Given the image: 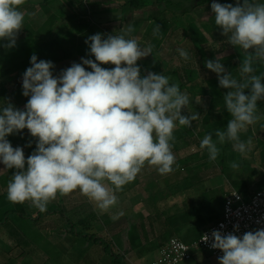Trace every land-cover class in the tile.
<instances>
[{"label": "clouds", "instance_id": "9594fccd", "mask_svg": "<svg viewBox=\"0 0 264 264\" xmlns=\"http://www.w3.org/2000/svg\"><path fill=\"white\" fill-rule=\"evenodd\" d=\"M23 3L0 0V41H7L5 48L15 47L23 28ZM211 11L227 43L243 52L239 78L226 72L220 56L205 62L219 86L228 89L223 103L231 116L225 128L215 130V138L209 133L200 141L209 162H215L225 143L246 156L253 141L242 140L241 134L264 120L258 111V101L264 100V71L257 74L264 67V0H235V6L213 2ZM134 30L129 24L122 34L88 37L85 43L95 60L81 58L59 76L53 75V62L30 57L31 66L22 75V94L29 97L24 109L0 104V164L16 170L7 183L8 201L30 202L45 212L58 195L79 190L107 212L117 204L116 193L146 164L161 176L174 171V132L190 128L200 114H182L189 96L167 76L141 75L137 61L152 54V46H141L131 36ZM159 32L156 25L153 34ZM176 51L183 61L191 59L184 48ZM107 64L114 67L101 66ZM24 129L36 138L35 150L27 158L22 147L14 148L7 139ZM231 168L239 164L233 162ZM211 236L210 247L223 253L219 264H264V228L242 236L214 230ZM202 239L207 243L209 236Z\"/></svg>", "mask_w": 264, "mask_h": 264}, {"label": "rangeland", "instance_id": "374dc122", "mask_svg": "<svg viewBox=\"0 0 264 264\" xmlns=\"http://www.w3.org/2000/svg\"><path fill=\"white\" fill-rule=\"evenodd\" d=\"M27 1H32L31 3L33 6H23L21 8L24 12V16L30 15L32 18L46 20V9H50L41 5L44 0ZM62 1H64V3L59 2V0H53L52 6L54 7L53 10H55V12H63L65 14V18L75 13L78 15L80 14L81 17L85 18V13H90L92 0ZM127 1L133 2L135 0H125V2ZM149 2L155 3L156 0H149ZM173 2L175 5L169 8L170 11H167V15L170 17L173 14L180 15L182 9L187 7L189 4H195L194 1L188 2L187 0H174ZM213 2L224 4L226 2L230 3V0H211V3H206L200 7L194 8L193 12L184 18L186 19V23L189 26L192 25L203 30L204 23H207L214 15L211 11V4ZM111 3L113 4H111L109 8L117 9V13H108L107 17L110 20L116 17V15L121 16L122 14V12H120L122 2L112 1ZM46 6L49 7L48 5ZM103 8H106V6L104 5ZM151 13L152 10H137L128 15L132 22H142V25L139 28V33L137 36L135 35V38L138 39L141 46H145L147 44L152 46V54L138 61L147 72H156L157 74L166 75L169 78V82L179 85V88L180 86L185 85L186 90L182 92L188 94L190 104L187 109H182V114L188 115V112H197L200 114L199 120L192 121L190 128L182 127L184 128L185 134L187 133L188 136L184 135V137H182V141H178L176 146L174 145L176 149L174 150V155L176 157L177 166H174V171L172 173L166 176H160L159 181L161 186L160 189L166 192V195L168 194L170 196H172L171 190H169L170 186L166 183L168 180L176 183L181 182V180H184L185 178L192 177L194 180L192 182L187 181L186 184H184V187H188V184H193L195 186L199 185V189L197 188L196 191L193 190L192 192H187L186 190V192L183 193L179 189H176V195H174L175 197H170L171 199L166 201L160 210V213L165 211L168 215L170 212L175 213V211L169 210L176 204L177 208H182L184 204L188 205L185 206L186 208H189L190 206L188 202L191 203L194 197H199L201 196V193L210 191L209 188L213 189V191L220 189L224 191V193L230 190L232 188V182H234L237 178L236 173L246 174L255 171L263 173V171L256 168L255 161L259 162L260 155L259 149H254L255 144H253L252 150L243 157L238 152L233 150L232 145L225 149L221 153L223 157L221 165L224 168V172H222V170L218 167V161L209 162L207 152L201 150L198 143H200V137L204 131L203 116L206 115L209 110L210 101L212 100V95H210L211 90L209 88L208 81L206 80L211 77L217 80V75L207 68L203 70L202 64L204 62L200 57L199 51L189 39H185L184 41L181 40L186 32H184V30L177 24L170 23L171 25L168 34L161 41H154L152 34L148 36L149 39L146 37L143 38L147 26L149 25L150 27L152 24L151 22H148V17ZM163 17L167 20L170 18L162 15L161 19H163ZM117 25L118 24L115 23L111 25L105 24V26L113 28H117ZM126 28L127 23H122V30H126ZM205 34V38L208 41V43L205 44L207 60H215L218 56L224 60L232 55L238 56L243 53L242 50H239L227 43V37L222 34V30L220 28L215 31V38L213 35H208L207 33ZM177 48H184L189 51L191 59L188 62L183 61L176 51ZM222 64L224 65L226 72H229L230 69L228 68L227 63ZM175 73L178 75L177 77H175ZM202 88L205 90L206 94H200V96L196 99L194 94L200 93ZM259 124L260 122L255 124L256 131L258 130L256 125L258 126ZM251 128L252 126L249 127V129ZM180 129L181 128L179 127V129L174 132V137L178 136ZM258 139L261 142L264 141L263 136L258 137ZM187 159L188 161L186 164L178 163V160L184 161ZM233 162L238 163L239 168L232 169L231 164ZM187 164H189L190 167L187 168ZM183 167L185 168L182 169ZM155 171L156 169H154V167L148 168L147 166V168H143L137 176L138 184L132 189L128 188V185H125L121 191L117 192V204L110 208L107 212L99 210L93 202L80 194L79 190L63 197L58 195L57 198L49 204H54L56 207L64 209L65 215L68 218H71L73 223H78L79 220L88 218V216L92 214L96 215L97 220L91 224V233H97L100 236L112 240V242L115 243L114 245H116L114 246L115 250L124 253L125 260L128 263L133 259L134 254L132 248H128L129 246L125 248V245H123L129 244L127 238V231L129 228L128 220L129 218H132L133 223H136L138 228L142 229L143 222L141 213L143 212L145 214L147 210L142 206V199L146 196L144 190H146L148 180L155 179V177L158 176L157 171ZM247 194H251V192H248ZM188 195L190 198L187 199V202H184V198H188ZM29 203L30 202L22 203L21 206L25 207ZM9 207H16V205L14 203H10L9 206H4V209ZM56 207H51V209L58 210ZM180 210L181 212L185 211V209ZM22 211L23 215H30L31 212L25 208ZM120 213H123V215H120ZM206 213L207 212L203 215H206ZM32 217L36 218L35 213ZM155 219L157 218L154 217L150 221L153 222ZM211 219L212 218L205 217L199 228L203 230L208 229L214 223ZM163 220L165 219L163 218ZM43 223V227H37L29 222V220H21L16 216H11L8 223L0 225L2 228L0 230V264H28L26 263L28 261H33L35 264H56L53 259L48 258V254H46L43 250L50 249L48 251L55 253L57 249L52 248V245L55 247L57 246L58 248L62 247L66 249L65 251L62 250L64 253L60 250L58 251L59 253H62V258L65 262L70 261L75 264H109V257L104 254L103 250L99 246L92 245L87 248L88 245H86L85 241H83L84 239L78 238L76 239V242L70 239L71 237L67 233L70 226H68L66 217H61L60 215L49 216L44 219ZM184 225L187 226L188 224ZM191 227L196 228V223L192 224ZM163 229L164 226L162 227L161 222H156L154 229L147 228L148 233H142L141 235L145 244L142 248L136 249L137 251H135V253L147 255L148 252L155 251V249L161 244L160 239H163L164 236H166L162 233L164 232ZM175 235L178 236V234ZM170 237L172 236H169V238ZM49 241L52 245L48 244ZM25 243L28 244L25 245ZM142 251L144 252L143 254L140 253ZM154 256L155 253L153 252V254H149L148 259H151ZM78 257H82V259H77ZM180 264H217V261L212 258L210 254L202 252L198 259H192Z\"/></svg>", "mask_w": 264, "mask_h": 264}, {"label": "trees", "instance_id": "16d2710c", "mask_svg": "<svg viewBox=\"0 0 264 264\" xmlns=\"http://www.w3.org/2000/svg\"><path fill=\"white\" fill-rule=\"evenodd\" d=\"M52 0H44L41 5L45 8H47V3H51ZM105 3L110 4L112 1L122 2L121 6V12H122V20L126 21V17L137 10H152L151 15L148 17V22L152 23L150 26V32H153V29L158 25L160 27V32L158 35H156V38L154 41H161L166 35L168 34V29L170 28V25L175 23L179 27H181L186 34L191 39L192 44L197 48L199 51L203 64V70L206 69L205 62L207 61V53L205 49V44L208 43V41L205 38V33L208 35H213L215 38V31L219 29L218 26L214 23V15L208 20L207 23H204L203 30L201 28H196L195 26H189L186 23V19H184L187 15L193 12L194 8L200 7L206 3H211V0H187L188 2L194 1L195 4H189L187 7L182 9L180 15L173 14L171 17L167 15V11H170V7L174 6V0H156L155 3L149 2V0H135L133 2L125 0H105ZM28 1L24 0V4H27ZM228 3V2H226ZM242 3V0H241ZM102 3L97 4H91L90 13H85V18L81 17L79 14H72L71 16H68L67 18L63 19V17H58L55 14L52 13V11L46 9L47 14V20L44 23H39L36 19L25 16V22L23 25V28L20 30L17 36L16 45L13 48H5L3 45L7 43V41L0 42L1 48H0V54L3 57V61L5 62L6 67L2 72H0V77L9 75L13 72H15L18 69H27L30 67V57L35 54L39 60H45V61H51L53 63L60 62L64 60L71 59L74 56H80L82 58H90L95 60L94 56H91L90 49L88 45L85 43L86 40H88V37L95 35L97 33H100L104 36V38H107V34H105L104 30L101 28L100 23L97 22V18L100 16V13L104 10L100 9ZM225 4V3H224ZM230 4H233L235 6V0H230ZM87 15V16H86ZM162 15H165L169 20H167L165 17L161 19ZM30 18H32L30 20ZM165 18V19H164ZM34 19V20H33ZM171 23V24H170ZM142 22H135L133 24L134 31L133 34H137L139 27H141ZM149 28V25L147 26ZM212 36V37H213ZM161 44V43H160ZM243 59V53L237 55H232L224 60L221 61V63H227L228 68L230 69V73H233L234 76L238 77V67L240 66V63ZM81 63V62H80ZM138 66L141 69V75L145 76V72L143 69V66L140 64L139 61H137ZM104 68H112L114 65L110 64V67H107V65H101ZM86 70L91 71L90 68H87ZM236 71V72H235ZM260 71H264V67H259L257 74H259ZM177 76V74H175ZM206 81H208V85L211 90L212 100L210 101V108L208 110V113L206 117L203 119V125H204V133L201 135L202 138L209 133H213L216 129H223L226 127L227 122L229 119H231L230 114L226 111L223 103V97L227 93L228 89L221 88L218 84V79L215 80L214 78H209ZM183 89V86H180V90ZM245 93L247 94V90H245ZM200 94H206L205 90L202 88L200 93H195V98L197 99ZM258 111L261 115H264V100L258 101ZM260 128L264 127V120L262 123L258 125ZM184 130V128H182ZM252 131L249 130L246 133L241 134L242 140H247L249 137L252 138L253 144H257V137L253 136L251 133ZM200 143H198L199 145ZM261 144V143H260ZM174 145V144H173ZM232 144L231 143H225L224 145H220V154L216 161H218V167L224 172V168L222 167V155L221 153L229 148ZM262 147L259 150V161L264 168V143L261 144ZM174 147V146H173ZM256 150V149H255ZM206 152V151H205ZM208 157V156H207ZM187 160H178V163L180 164H186ZM146 164L144 166L147 167ZM187 168L190 167L189 164L186 165ZM183 167L182 169H184ZM156 172V171H155ZM197 174V173H195ZM195 177V176H194ZM155 179H158V176L155 177ZM155 179H149L147 182L146 190L151 193L149 195L148 200L146 201L147 210H150V218L156 217L157 219H161L162 217L165 218V223L167 227H164L162 232L164 235L163 239H160L162 244L165 243L169 238V236L173 235L172 232H168L173 226L178 227L181 224H189L191 222L192 224H201L204 220L203 216L207 215V218H212L213 221H219L222 218L223 215V207H224V201L225 196L229 192L218 189V190H210L204 193H201V196L194 197L192 202L189 203V208H186L185 206H188L186 204L183 205L182 208H177V204L172 206L171 210L175 211V213L170 212L168 215L164 211L160 213V210L162 209L163 205L162 202L168 201L172 198L170 195H166V192L162 191L160 189V184L158 181H155ZM167 183V182H166ZM137 177L136 179L127 184L132 189L135 185H137ZM168 184V183H167ZM188 187H184V184H181L180 182L177 184L169 185L172 193V190L175 188H178L182 193L188 191H193L198 188L199 185L195 186L193 184H188ZM183 188V189H182ZM232 188L237 189L240 191L246 198L248 196H252L250 194H247L249 192L248 186L245 182L239 180L236 178L234 182H232ZM247 192V193H246ZM7 195V194H6ZM173 197L176 195V193H172ZM192 195V194H191ZM63 197V196H61ZM169 197V198H168ZM171 197V198H170ZM182 197V196H181ZM185 197L183 200L184 202H187V199ZM248 200V199H247ZM10 201L6 198L5 194L0 195V225H4L5 223L9 222V219L11 216H16L21 220H29L32 224H34L37 227H43L44 226V219L49 216H57L60 215L61 217H66L68 226H70V229L68 230V235H70V239L74 240L76 242V239H84L86 245L89 246H99L104 254L109 257V264H128L125 260L124 253H121L117 250H115L116 245L112 242V240L107 239L106 237L100 236L97 233H91L92 226L91 224L96 221V215L92 214L88 216V218H84L83 220H79L78 223H73L71 218H68L65 215L64 209L56 207L54 204H48L47 210L45 212H40L38 209H36V218H33L31 215H23L24 206H21L19 203H15L16 207H9L3 209L4 206L10 205ZM161 203V204H160ZM50 206V207H49ZM51 207H56L58 210H52ZM18 208V209H16ZM152 208V209H151ZM155 209V210H154ZM180 209H185L184 212H181ZM20 210V211H19ZM203 211V212H202ZM22 212V213H21ZM154 212V216H153ZM205 212L206 215H203ZM140 214V213H139ZM141 213L142 222L144 219V216ZM12 220V219H11ZM129 231H128V241L131 245L132 249H140L142 248V244L140 242V233L139 228L136 223H133L132 218H129ZM110 223V222H109ZM45 228V227H44ZM46 229V228H45ZM54 229V228H53ZM196 231L189 232V233H182L183 235L181 237V240L184 241L187 244H191L198 240L201 236L200 228L196 227ZM166 240V241H165ZM48 241V240H47ZM46 241V243H47ZM28 243H25L27 245ZM48 244L51 245L50 241ZM162 244H160L158 247H160ZM78 245V244H76ZM157 247V248H158ZM41 248V247H40ZM46 248V246H45ZM52 248H56L57 251L55 253H51L50 249H43L46 254H48V258H51L54 260L56 264H74V262H65L62 258V253L66 249L62 247H55L52 245ZM62 248V249H60ZM156 248V249H157ZM47 250V251H46ZM61 251L60 253L58 251ZM63 250V251H62ZM64 253V252H63ZM141 253V252H140ZM77 259H82V257H78ZM28 264H35L33 261L26 262ZM94 263V262H93Z\"/></svg>", "mask_w": 264, "mask_h": 264}, {"label": "crops", "instance_id": "0c3cea01", "mask_svg": "<svg viewBox=\"0 0 264 264\" xmlns=\"http://www.w3.org/2000/svg\"><path fill=\"white\" fill-rule=\"evenodd\" d=\"M31 2H28L27 4L21 5V8L23 6H33V4ZM59 2H63L64 3V1H62V0H59ZM105 2H106L105 0H92V4L102 3L101 6H100V9L101 10H104V11H103V13L102 12L100 13V16L97 18V22L100 23V26L104 30L105 34H107V35H118V34H122L123 31H124V30H122V23H124V24L127 23V26L129 24H132L133 25L135 23V22H132L128 16L126 17L127 18L126 21H123L122 20V14H121V16H117L116 15V17H114V18H112L110 20L107 17V14L110 13V12L116 14L117 13V9H115V8H109V6L111 4H113V3L108 4V3H105ZM52 3H53V0L51 1V3H47V5L49 6L47 8H49L50 11H52V13L55 14L56 16L63 17V19H65V14L63 12L59 11L57 13V12H55V10H53L54 7L52 6ZM104 5L106 6V8H103ZM31 19L32 18H30V20ZM34 19H36L41 24V23H44L48 18L46 17V20H39L37 18H34ZM136 22H139V21H136ZM113 23L118 24L117 25V28L105 26V24L111 25ZM149 30H150V27L149 28L147 27V29L145 31V35L143 36V38L146 37V38L149 39L148 36H150L152 34V37H154V39H155L156 38V35H154L153 32H150ZM168 31H169V29H168ZM138 33H139V30H138L137 34ZM137 34L131 33V36L132 37H135V35L137 36ZM187 36L188 35L185 33L184 36H183V38L181 40L184 41L185 39H189L191 41V39L189 37H187ZM0 42H3V41H0ZM0 48H1V43H0ZM200 57H201V55H200ZM81 58L82 57L76 55V56L72 57L71 59L53 63L54 64V68L52 70L53 71V75L54 76H59V74L61 73L62 70L67 69L73 63H80L81 62ZM203 64H202V67H203ZM6 65L7 64H5V62L3 61V57L0 54V72H2L4 70V68L6 67ZM107 67H110V64H108ZM25 70H26L25 68L24 69H18L15 72H13V73H11L9 75H5V76H1L0 77V104H3L4 106H7V104L10 103V104H12L14 107H16L18 109H21V110L24 109V106L27 103V100L29 99V97H25L22 94V91H23V89H22V75L25 72ZM144 72L147 75L148 72L145 69H144ZM177 76H175V77H177ZM183 86L184 87H183V90H181V92L184 91V90H186L185 89V85H183ZM207 113H208V111H207ZM207 113H206V115H207ZM206 115L203 116V119L206 117ZM262 121L263 120H261L259 122L262 123ZM256 127L258 129L257 131L255 129V125H253L251 129L248 128L247 132L249 130H251L252 131L251 133H253L252 135L255 136V137H257L258 143L255 145V148L254 149H257V150L259 149L260 150V148L262 147L261 144L264 143V141L261 142L258 139V137H261V136L264 137V127L263 128H260L257 125H256ZM180 128H181L180 129V132H179L178 136L175 137V140H174V143H173L175 146H176V143L178 141H182V137H184V135L185 136H188V134L187 133L185 134V131L182 130V127H180ZM177 129H179V127ZM203 133H204V131L202 132V134ZM7 139L10 141V143L12 144V146L14 148L17 147V146L22 147L26 158L29 155H31V153L35 150L36 138L32 137L30 135V133L28 132L27 129H24V130H22L19 133H15V134L9 135L7 137ZM29 143H31V146L30 147L28 146ZM175 146L172 148L173 153L175 152L174 150H176L175 149ZM178 158H180V157H178ZM255 164H256V168L257 169H260L261 171H263V173H259L257 171H255V172H249V173H246V174L236 173L237 178L247 184L248 190H249V192H251L250 195L254 194L255 192H258L259 190H261V188L264 187V168L262 167L260 161L259 162L258 161H255ZM4 168H5V166L3 164H0V192H1L0 195L5 194V196H6V193H7V183L10 180L11 175L14 174V172L16 170L15 169H4ZM148 168H151V166H148ZM160 176L161 175L158 174V179H155V181H158V183L160 181ZM193 180H194V178L189 177V178H185L184 180H181L180 183L181 184H186L187 181L188 182H192ZM169 181L170 180L166 181L168 183V185H173V184L179 183V182H176L178 180L175 181L176 183H174L172 181L169 182ZM176 189L178 190V188H175V189L172 190V193H176ZM209 189L210 190H213L211 188H209ZM209 189H207V190H209ZM144 192L146 193V196L142 199V201H143L142 206H143L144 209H148L147 206H146V201L148 200V197H149V195H151V193H149L147 190H144ZM249 198H250V196L247 195V198L246 199H249ZM165 203H166V201L162 202V204H165ZM6 206H8V205H6ZM3 209H4V207H3ZM25 209H27L29 212L31 211L30 212V215L31 216H33L34 213L37 216V214H36V208L33 207L31 205V203H29L27 206H25ZM150 212H151L150 210H146L145 214L142 212L143 213L142 215L144 216L143 223H142V229L143 230L142 229H139L140 242H141L142 246L145 244V242L142 240L141 235H142V233H144V234L148 233L147 232V228L154 229V227L156 226V222H161L162 227L163 226L164 227H167L166 226V223H165V220H163V217L161 219H155L153 222H151L150 221L151 220V218H150ZM153 216H154V212H153ZM203 217L205 219V217H207V215L206 216H203ZM216 222L217 221H214V223L211 226H213ZM191 226H192L191 225V222L187 226H185L184 224H181L178 227H174L173 226L168 232H172L173 235L178 234V236L177 235H175V236L171 235L172 237H170L169 239H167V241L165 240L166 242L163 243V244L160 241V243L162 244L160 247H162L163 245H165L171 238H175V237L179 238L180 237L179 239H181V237L183 236V235H181L182 233H189V232H193V231H196L197 230L195 228H192ZM200 226H201V224L200 225L197 224V227H200ZM183 227H186V228H183ZM1 229L2 228L0 227V230ZM206 230L207 229L203 230V229L200 228L201 235ZM128 231H129V228H128ZM127 238H128V233H127ZM149 241H150V239H149ZM123 245H125V248L128 247V246H129L128 248H131V245L130 244H123ZM160 247H158L157 249H155V251H153L155 253V256L154 257H156L157 251H158V249ZM135 251H137V250L136 249H133V253H134L133 254V259L130 260V262H128V264H146L147 261L150 260V259H148L149 254H153V252L150 251V252L147 253V255L146 254L144 255L143 254L144 252L142 251L141 253L143 255H141L138 252H137L138 254H136ZM199 255H197L193 260H196V258L198 259L199 258ZM154 257H152L151 259H153ZM217 264H218V262H217Z\"/></svg>", "mask_w": 264, "mask_h": 264}, {"label": "built area", "instance_id": "2783aa9c", "mask_svg": "<svg viewBox=\"0 0 264 264\" xmlns=\"http://www.w3.org/2000/svg\"><path fill=\"white\" fill-rule=\"evenodd\" d=\"M262 228H264V187L248 200L240 191L231 188L225 196L222 218L207 229L198 240L187 244L177 237L171 238L158 249L156 257L148 260L146 264H180L194 259L202 252L210 254L219 264L218 257H222V251L210 247L211 234L214 230H219L223 234L232 233L242 236ZM204 235L209 236L207 243L202 239Z\"/></svg>", "mask_w": 264, "mask_h": 264}]
</instances>
